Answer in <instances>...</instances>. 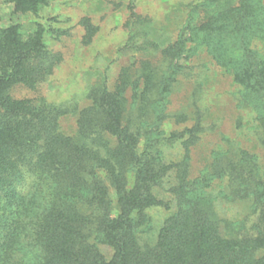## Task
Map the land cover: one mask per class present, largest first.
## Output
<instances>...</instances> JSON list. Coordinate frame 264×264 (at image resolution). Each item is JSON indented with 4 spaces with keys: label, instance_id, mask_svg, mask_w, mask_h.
<instances>
[{
    "label": "trees",
    "instance_id": "1",
    "mask_svg": "<svg viewBox=\"0 0 264 264\" xmlns=\"http://www.w3.org/2000/svg\"><path fill=\"white\" fill-rule=\"evenodd\" d=\"M50 1L0 3L37 13ZM80 23L88 43L96 27L87 17ZM20 28L0 16V264H264V55L251 44L253 37L264 42L261 0L191 3L185 25L159 50L157 63L142 59L133 71L124 68L113 89L105 77L96 81L79 110L76 104L11 95L17 84L37 88L62 59L47 47L43 24L25 36ZM189 41L206 44L239 86L236 105L254 113L261 159L228 143L190 175L201 116L181 130L162 127L169 117L188 120L166 110L192 51ZM71 112L77 127L67 135L59 120ZM175 142L182 155L167 163L161 146ZM162 188L171 199L159 197ZM217 200L249 202L256 232L223 233L221 225L235 227L218 215ZM154 206L169 213L151 238L147 210ZM101 245L112 250L110 256Z\"/></svg>",
    "mask_w": 264,
    "mask_h": 264
},
{
    "label": "rangeland",
    "instance_id": "2",
    "mask_svg": "<svg viewBox=\"0 0 264 264\" xmlns=\"http://www.w3.org/2000/svg\"><path fill=\"white\" fill-rule=\"evenodd\" d=\"M203 0H51L37 13H18L12 3H0L2 22H18L25 35L33 31L36 23L47 29V47L61 54V61L51 75L35 89L14 85L10 93L15 98L45 99L79 108L88 104L86 93L96 81L106 78L113 89L121 71L130 67L133 71L142 59L157 63L159 50L173 42L188 18L191 3ZM236 4L238 0H220ZM264 4V0H261ZM202 12L201 16L204 17ZM89 18L96 27L90 42L83 40L85 29L80 23ZM136 46L144 41L154 45L145 48ZM251 44L264 55V42L253 37ZM190 56L176 75L168 94L167 112L185 113L186 122L178 123L174 118L165 120L162 127L170 132L190 126L197 113L201 116L203 131L190 152V175L196 176L209 164L211 151L226 148L228 143L243 147L262 158V147L255 128L254 113L250 108L236 105L239 86L232 75L217 64L207 51L206 44L189 41ZM130 92H127L129 97ZM76 114L71 112L60 117V130L67 135L76 132ZM228 140V142H227ZM165 162L177 161L182 155L179 143L163 144ZM169 181L164 184L166 187ZM159 197L171 199L165 188L158 189ZM216 211L221 218L233 223L235 229L221 225L223 233L251 234L256 232V214H252L247 201L217 200ZM172 204V208H173ZM153 229L151 238L169 213L162 206L150 207ZM145 239L148 236H144ZM101 250L110 256L112 250L101 245Z\"/></svg>",
    "mask_w": 264,
    "mask_h": 264
}]
</instances>
